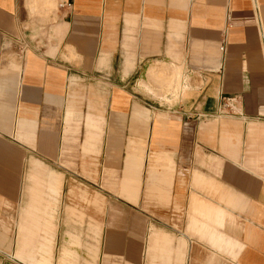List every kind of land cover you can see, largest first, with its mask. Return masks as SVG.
<instances>
[{
  "label": "crops",
  "instance_id": "0c3cea01",
  "mask_svg": "<svg viewBox=\"0 0 264 264\" xmlns=\"http://www.w3.org/2000/svg\"><path fill=\"white\" fill-rule=\"evenodd\" d=\"M0 251L264 264V0H0Z\"/></svg>",
  "mask_w": 264,
  "mask_h": 264
},
{
  "label": "built area",
  "instance_id": "2783aa9c",
  "mask_svg": "<svg viewBox=\"0 0 264 264\" xmlns=\"http://www.w3.org/2000/svg\"><path fill=\"white\" fill-rule=\"evenodd\" d=\"M70 3L67 2H60L59 6L60 7H64V6H69ZM224 33V31H223ZM223 42L224 39L222 40L221 45L219 46V50H223ZM26 49V45L23 44V42H21V44L19 43V50L22 52H24ZM237 96L236 95H232V96H225L222 95L220 97L219 103L217 105V109H216V113L218 115H223V114H234L236 113L235 110V105L237 103ZM8 257V255L6 253H3L2 251H0V264H3V258Z\"/></svg>",
  "mask_w": 264,
  "mask_h": 264
},
{
  "label": "rangeland",
  "instance_id": "374dc122",
  "mask_svg": "<svg viewBox=\"0 0 264 264\" xmlns=\"http://www.w3.org/2000/svg\"><path fill=\"white\" fill-rule=\"evenodd\" d=\"M153 81H154V86L152 85H150V88H152V87H155V90L153 91L152 90V93L155 95V96H164L167 92H168V90L167 89H165V79L162 77V78H157V77H155L154 79H153ZM146 87V86H145ZM147 88V87H146ZM170 88H172L171 90H172V92L173 93H175L176 94V92L174 91V86L173 87H170ZM179 88H180V86H179ZM179 90V89H178ZM70 154H71V152H69ZM80 189H86L87 188V185H86V183H80V185H78V184H76ZM103 188H107V189H110L111 188V186H110V184L109 183H106L105 181H97L96 183H95V190L98 192V193H102L103 191H102V189ZM81 201H84V199H81ZM85 201H86V199H85ZM104 206H105V199H104V201L102 202V205L100 206V207H97V209H98V211H101L102 210V207L104 208ZM101 232H102V230L100 231V237H99V240H101ZM97 254H98V252H97Z\"/></svg>",
  "mask_w": 264,
  "mask_h": 264
}]
</instances>
